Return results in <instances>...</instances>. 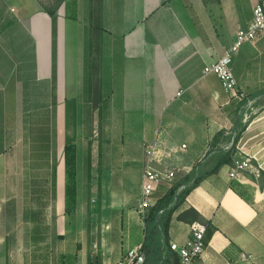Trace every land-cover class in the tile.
<instances>
[{
    "label": "crops",
    "instance_id": "0c3cea01",
    "mask_svg": "<svg viewBox=\"0 0 264 264\" xmlns=\"http://www.w3.org/2000/svg\"><path fill=\"white\" fill-rule=\"evenodd\" d=\"M73 1L76 19L67 17V2L60 8L61 0H0V140L5 146L7 134L15 140L26 107L41 99L44 83L51 81L56 105L42 129L49 123L63 127L66 144V102L74 100L76 139L69 146L77 144L85 127L93 130V138L102 128L106 144L116 145L104 153L109 163L97 176L98 185L79 183L75 176L69 186L64 182L65 165H56L53 222L37 224H54L59 263L53 264H117L127 251L139 247L143 264H178L170 245H185L193 223L214 229L194 264H264V233L258 232L256 206L264 203V193L254 191L250 200L243 191L255 187L247 173L264 172V36L255 44H243L233 61L243 101L226 93L215 75H203L204 68L232 45L237 31L249 26L254 7L264 0ZM48 10H56L55 74ZM96 11L106 27L94 36L90 19ZM118 36L122 40L115 62ZM112 90L117 104L108 109L102 124L94 116L89 122L81 120L82 112L99 111L90 106L94 97L101 102ZM112 112L121 119H109ZM236 138L233 162L251 158L252 171L231 180L232 163L204 180L173 214L167 237L157 227L146 226L150 209L140 212L146 165L183 177L198 162L227 152ZM93 158L89 147L88 183L94 176ZM178 178L159 186L156 199H162ZM13 225L0 219V264H33L32 234L26 226L20 239Z\"/></svg>",
    "mask_w": 264,
    "mask_h": 264
},
{
    "label": "rangeland",
    "instance_id": "374dc122",
    "mask_svg": "<svg viewBox=\"0 0 264 264\" xmlns=\"http://www.w3.org/2000/svg\"><path fill=\"white\" fill-rule=\"evenodd\" d=\"M71 1L61 0L60 8L62 4L66 6V2L68 4ZM48 11L55 12L56 10ZM100 26L102 30V26L106 27V23ZM95 34L96 32L93 31L94 36ZM108 39L109 34L105 32L104 40L107 41ZM44 85L46 91L40 90L43 95L39 97L41 99L38 102L29 103L26 107V112L22 115L24 126L15 130V140L9 146V150L2 140H0V219L2 221L5 219L13 221V228L19 230L20 239L23 238L22 234L25 233L24 229L26 226L32 234V230L35 227L39 229L47 228L37 224L53 218L54 199L51 193V177L54 163L56 165L60 164L61 167L65 165L64 182L66 184L69 183V186L74 185L75 176L79 178V183L98 185L99 181L97 176L105 169L107 163L104 159V153L106 150L108 152L113 147H116L115 144H106L105 135H102V132H104L102 128L96 129V138H93V130L90 127H85L79 131V141L77 144L74 145L72 143L70 145V153L66 154L63 127L58 129L56 123H49L48 129H42L40 126L43 120H50V111L56 105V99L54 100L53 95H51V81H46ZM60 101L63 103L62 96L60 97ZM116 104L117 95L115 90H112L109 96L103 98L101 102H97L94 97L90 106L93 107V111L95 108H98L99 111L93 112V114L82 112L81 120H88L89 122L94 116L102 124L104 115L109 111L108 109L111 108L112 110L113 105ZM114 112L110 113L109 119L114 121H118L117 119L120 120V116ZM110 131L115 135V129ZM43 133H46L45 136L47 135V137H44L42 135ZM69 134L72 136L71 133ZM95 141L98 143H92ZM89 147L94 157L92 159V173L94 176L90 183L86 179V156ZM77 156L78 162L76 161ZM68 173L74 174L73 180L68 177ZM247 175L255 181V187L250 186L254 189H245L243 191L252 200L251 195L254 191L264 193V172H259V175H250L248 173ZM263 204L257 203L256 205L258 207L260 206V216L258 217L257 225L258 232L262 231V233H264ZM51 221L53 222V219ZM96 221H98V218H96ZM49 228V235L47 236L49 240L45 242L48 248L49 264L59 263V252L57 250L58 240L54 236V224L51 223ZM38 256H41V254L39 253Z\"/></svg>",
    "mask_w": 264,
    "mask_h": 264
},
{
    "label": "trees",
    "instance_id": "16d2710c",
    "mask_svg": "<svg viewBox=\"0 0 264 264\" xmlns=\"http://www.w3.org/2000/svg\"><path fill=\"white\" fill-rule=\"evenodd\" d=\"M68 15L67 17L70 19H76V2H70L67 4ZM47 13L50 15L52 20V71L55 74V67H56V57H55V44H56V15L53 11H47ZM101 17L98 14V12H94L91 15L90 19V26L93 31H98L101 28ZM121 37L118 36L115 38L114 41V60L115 62L120 57V47H121ZM75 122H76V110H75V101H69L66 103V146L65 151L66 154L70 153L71 148L69 144L73 141L75 138ZM3 132V109H2V100L0 98V137L2 136ZM72 136H70V134ZM10 134V133H9ZM7 142H6V148L9 149V146L13 143L12 137H9L10 135L7 134ZM238 138H236L233 145H231L230 148H228L227 152H217L214 153L211 158L207 161V158L202 161L198 162L193 170L181 177H175V179L178 178V180L170 186V188L166 191L165 196L162 199H158L153 207L150 208L147 217L144 219L145 224L147 225H153L154 227H157L159 231L167 237L168 228L170 221L172 219L173 214L175 211L184 203L186 197L189 195V193L198 185H200L204 180L209 179L211 177L217 176L220 169L224 165H232L233 163V153L235 152V146L237 143ZM209 158V157H208ZM90 172H91V163L90 158L88 157L87 160V178L90 179ZM73 173H68V177L70 179H74ZM72 180H70L72 182ZM51 184H52V197L54 199L55 196V185H56V164L54 163L53 171H52V177H51ZM159 188V187H158ZM192 216L197 218V214L193 209H190L188 211ZM206 227V226H205ZM50 228L45 229H39L38 227L33 228L32 230V236H31V245H32V261L33 264H49V256H48V248L47 244L45 243L48 241L47 236L49 233ZM214 232V229L211 227H206V234H205V243L209 242V240L212 237V234ZM60 240V238H59ZM44 244V246H42ZM39 253L41 256H38ZM41 258V259H40ZM40 260V261H39Z\"/></svg>",
    "mask_w": 264,
    "mask_h": 264
},
{
    "label": "built area",
    "instance_id": "2783aa9c",
    "mask_svg": "<svg viewBox=\"0 0 264 264\" xmlns=\"http://www.w3.org/2000/svg\"><path fill=\"white\" fill-rule=\"evenodd\" d=\"M264 36V3L257 4L253 9V20L245 29H240L235 35L232 45L227 48L221 58L215 63L206 66L203 75H215L226 93H231L238 101L244 100V94L239 92L238 83L234 77L232 65L234 58L245 43L255 44ZM180 96V94H178ZM185 146H183L184 148ZM252 159L241 158L233 162L228 170L229 179L233 180L246 170L252 171ZM176 177L174 171H159L146 165L142 172V188L140 212L142 215L153 207L157 201L155 193L162 184H171ZM206 227L200 223L190 226V236L185 245L171 244L170 250L178 257V264H194L206 249ZM141 247L129 250L117 264H143L144 257L140 254ZM245 259V256L243 255Z\"/></svg>",
    "mask_w": 264,
    "mask_h": 264
}]
</instances>
